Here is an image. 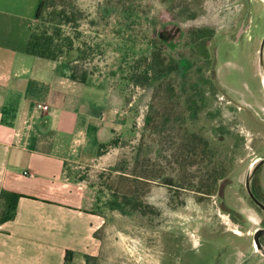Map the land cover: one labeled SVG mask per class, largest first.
Segmentation results:
<instances>
[{"label":"rangeland","instance_id":"rangeland-1","mask_svg":"<svg viewBox=\"0 0 264 264\" xmlns=\"http://www.w3.org/2000/svg\"><path fill=\"white\" fill-rule=\"evenodd\" d=\"M47 1L40 24L47 21L52 28L60 20L56 13L66 11L70 23L61 25L63 34L81 51L56 60L61 71L70 76V68L78 66L89 87L103 90L111 103L119 101L125 113L102 159L67 173L96 218L87 264H258L242 246L263 225L246 183L253 164L264 158V2ZM131 5L133 15L122 12ZM205 28L215 34L208 45L216 59L210 69L202 50L192 45L193 30ZM152 50L177 62L179 74L151 83L136 79ZM185 85L189 90L198 85L201 106L204 98H213L192 134L184 121L191 111L178 100ZM204 132L222 144L211 159L203 152ZM240 139L237 152L227 150ZM222 162L227 168L213 192L199 193ZM252 184L264 193V165ZM3 205L0 200V216Z\"/></svg>","mask_w":264,"mask_h":264},{"label":"crops","instance_id":"crops-1","mask_svg":"<svg viewBox=\"0 0 264 264\" xmlns=\"http://www.w3.org/2000/svg\"><path fill=\"white\" fill-rule=\"evenodd\" d=\"M41 1L0 0V191L22 195L0 225V264H67V252L68 264H87L96 218L67 173L102 159L125 113L88 80L26 53ZM38 103L49 106L40 117Z\"/></svg>","mask_w":264,"mask_h":264},{"label":"trees","instance_id":"trees-1","mask_svg":"<svg viewBox=\"0 0 264 264\" xmlns=\"http://www.w3.org/2000/svg\"><path fill=\"white\" fill-rule=\"evenodd\" d=\"M111 2L118 3L115 0H110ZM48 1L42 0L39 4V7L37 9L36 15H35V21L37 23L36 27L31 31L29 40L27 42L26 46V53L35 57L44 58L51 61H56L59 58H61L64 55H70L73 51L77 50L79 53L81 52L80 49H76L74 47V38L71 36H67L63 34L61 25L70 23L69 18L67 17L66 11H59L56 13L57 17L60 19L59 23L53 24L52 28L49 26H46V23L43 22L40 24L41 21H45L44 18V12L46 8H48ZM125 14L133 15L135 12L134 7L131 5L122 11ZM55 14V15H56ZM130 18H133L131 16ZM50 24V22L48 21ZM214 30L205 28V29H196L193 30L192 36V45L194 49L202 50V54L205 55V58L209 64L208 69L213 68L215 65V56H212L210 54V50L208 48L209 42L214 37ZM162 38V40H165V36L163 33L159 36ZM152 46H155L152 44ZM155 48V47H154ZM86 53V52H85ZM85 53H82L85 55ZM195 59V63L198 64V60ZM143 71L141 72L140 76L137 77L136 74H134L137 78L136 79H144V81L151 83L152 81H160L167 77H174L177 76L180 72V66L177 62L172 61L171 59L164 58L162 54L157 53L156 50H152L149 57H146L145 64L143 65ZM70 78L74 81H79L81 83H85L87 81V73L83 72L80 76L78 75L82 70L78 66L72 67ZM198 72L202 73V77L205 76L204 70L201 69ZM194 74L189 75V78L193 77ZM202 79V78H201ZM198 85H195L192 89L189 90V88L185 85L179 88V92L181 91V94L179 96V103L181 105L182 109H188L191 111V117L184 118L185 121V129L187 133H194V126H196L197 122L199 121L198 115L200 112H202L205 108H210L213 103V98L211 96H208L202 100L203 103H205V106H201L200 103L197 101V88ZM207 90H204V94ZM191 122L190 124H188ZM190 125V126H188ZM206 134V132H204ZM196 135V134H195ZM207 137L203 136V141L205 143V146L203 147L204 155L208 157V159H211L212 156L215 157V155L218 154V145H222L220 143H217L213 140L212 136L207 135ZM244 140L240 139L237 144H234V146L230 149L233 152H237L239 149L240 143H242ZM197 148L191 149V151L196 150ZM226 157L225 159H227ZM225 160V162H227ZM211 163V162H210ZM210 165V164H209ZM215 170H213L211 173H209V179L208 183H202L199 185V190L203 191V193L211 194L213 191L212 189L216 187V181L219 177H221L224 174L225 167L227 168L226 163L223 162L218 164H215ZM217 169H222V171H218ZM212 181V182H211ZM22 197V195L7 191V190H1L0 191V200L3 202V209L2 214L0 216V225L13 220L17 215V205L19 202V199ZM73 257L72 252H67L65 256V262L68 264ZM91 259L90 256H87V262Z\"/></svg>","mask_w":264,"mask_h":264},{"label":"flooded vegetation","instance_id":"flooded-vegetation-1","mask_svg":"<svg viewBox=\"0 0 264 264\" xmlns=\"http://www.w3.org/2000/svg\"><path fill=\"white\" fill-rule=\"evenodd\" d=\"M253 1H255V0H251L250 3L253 2ZM260 1L264 2V0H260ZM262 166H263V165H262ZM262 166H261V167H262ZM261 167L258 168L257 172L255 173L254 178H256V176L258 175V173H259ZM246 190H247V193H248L250 199L252 200V202L254 203V205L258 208V211H259L260 213L263 214V220H262V224H263V225H262V227H261L260 229L256 230V231L252 234V238L250 239L249 244H248V245H243L242 247H243V250H245L246 252H248L249 249H250V252L248 253V256H251L252 259H255L256 262H257L258 264H264V255L261 254V253H259V252L256 250V243H255V235H256V233H257L258 231H263V230H264V210L261 209V208H260V207H259L254 201H253V199L251 198V196H250V194H249V191H248V189H247V183H246ZM251 191H252V193H254V195L259 199V201H261V202L264 204V193H263V191H262L261 185H259V184L253 185V184L251 183ZM259 242H260L261 246L264 248V233H263L262 235H260V237H259ZM248 248H249V249H248Z\"/></svg>","mask_w":264,"mask_h":264},{"label":"water","instance_id":"water-1","mask_svg":"<svg viewBox=\"0 0 264 264\" xmlns=\"http://www.w3.org/2000/svg\"><path fill=\"white\" fill-rule=\"evenodd\" d=\"M240 34H241V30H240ZM239 36V35H238ZM260 66H261V70H262V80L264 81V39L262 41L261 44V48H260ZM262 165H264V158L258 160L256 163L253 164V166L251 167V170L249 172L248 178H247V189L249 191V194L251 196V198L253 199V201L261 208L264 210V204L259 201V199L254 195V193H252L251 191V183L253 181V178L255 176V173L257 172L258 168L261 167ZM264 233L263 231H258L255 235V243H256V250L264 255V248L261 246L260 242H259V237L260 235H262Z\"/></svg>","mask_w":264,"mask_h":264},{"label":"built area","instance_id":"built-area-1","mask_svg":"<svg viewBox=\"0 0 264 264\" xmlns=\"http://www.w3.org/2000/svg\"><path fill=\"white\" fill-rule=\"evenodd\" d=\"M249 23H252L251 17L249 19ZM35 110H36L37 115L40 117L41 115H43L44 113H46L49 110V106L47 104H44V103H38L35 105Z\"/></svg>","mask_w":264,"mask_h":264},{"label":"bare ground","instance_id":"bare-ground-1","mask_svg":"<svg viewBox=\"0 0 264 264\" xmlns=\"http://www.w3.org/2000/svg\"><path fill=\"white\" fill-rule=\"evenodd\" d=\"M262 84H263V87H264V81L262 80Z\"/></svg>","mask_w":264,"mask_h":264}]
</instances>
